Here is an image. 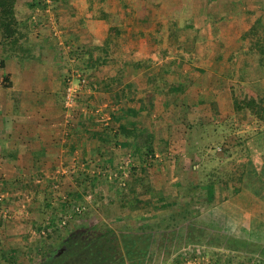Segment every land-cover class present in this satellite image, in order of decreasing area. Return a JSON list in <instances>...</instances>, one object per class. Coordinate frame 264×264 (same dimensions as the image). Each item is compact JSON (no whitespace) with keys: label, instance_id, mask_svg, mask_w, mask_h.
<instances>
[{"label":"rangeland","instance_id":"obj_1","mask_svg":"<svg viewBox=\"0 0 264 264\" xmlns=\"http://www.w3.org/2000/svg\"><path fill=\"white\" fill-rule=\"evenodd\" d=\"M52 1L36 0L38 4L36 3V6L31 9L28 4L35 0H18L16 9L19 13L18 17L22 19L30 17L31 20L42 22V26L46 24L45 29L49 28L53 31L54 39L58 37L57 43H62L59 47L61 51L65 50V41L60 38V31L66 30L69 35H73L75 44L81 43L76 40L80 36L78 31L73 32V24H77L75 23L77 18L84 17L89 21L88 27L80 25L79 32L88 34L86 38L90 42L93 40L97 42L106 39L109 27L107 21L97 20L99 11L117 13L116 22L122 26H126L123 20L125 13L135 11L137 15L130 20L132 34L130 37L123 34L113 44L109 67L114 69L117 65L121 68L123 64L130 67L131 63L146 64L149 60L152 68L149 69V67V71H142V76L151 72L158 76L152 86L158 84L159 89V84L162 85L159 80L161 70L167 67L168 61L175 58L174 53L177 51L183 55V59L175 58L177 62L171 69L173 72L164 78L167 77V81L171 79L180 81L186 86V92L185 96L181 97L182 100L174 99L175 102L170 108L172 116L167 120H170L172 124H169L166 129L163 128L162 122L152 126L155 136L153 135L151 152H155V157L149 158L150 153L142 144H140V147L141 145L143 147L141 158L138 154H133L130 148L128 153H123L122 147L117 146V138V142L111 140L116 142L114 145L110 144L111 150L113 149L111 154L104 156H109V162L101 160L102 157H95L103 166L98 170L101 175L92 169V164L89 163L91 159L85 160L80 153L73 152V155H68L64 159L61 157L62 164H56V167L48 172H38L15 166L10 163L11 159L8 155L0 151V187L2 188L0 192V264H44L48 263V257H45L47 253L49 257L57 260L60 257L58 253H62L61 248L65 247L64 242L72 231H75L74 237H84L88 232L90 233L92 226L99 230L108 227L115 231L119 240L122 241V237L126 236L122 233L130 232L131 227L144 221L130 216L129 206L124 205L125 201L130 200L133 195L143 200V218L151 220L157 215L160 218L159 221L166 220L172 211L180 210L181 203L189 201L183 184L187 183L193 188L203 180V174H201L203 172L198 174L193 171L202 161L195 149L215 146V143L220 140V133H226L227 127L239 125L240 115L233 116L231 108L229 81L235 82L245 76L249 87L264 94V71L259 69L253 57L244 55L243 51L249 44L240 42V36L249 29L252 21L264 14V0H70L73 3V16L70 15L69 7L63 9L64 6H61L62 10L58 12ZM251 3H256L258 6ZM122 4L128 7V11L122 8ZM247 13L250 15L248 16ZM142 14L145 15L144 21ZM45 17L46 22H43ZM173 17H181V22L190 18L194 21L195 32L199 38L196 40L189 38L186 50L177 49L179 43L169 36ZM88 28L91 32H88ZM32 29L33 27L21 28L26 41L33 39ZM154 29H159L161 40L159 48L151 51V36L148 33ZM142 31L143 35L140 36ZM184 36L182 34L181 37ZM163 49L168 57L160 60ZM4 56L6 57L0 51V58ZM60 57L63 68L66 69L63 80L65 84L70 71L77 67L70 64L68 54L61 52ZM129 70L133 72L134 68L130 67ZM86 72L95 77L98 76L93 74V70ZM0 79L3 80V77ZM142 79L144 81L145 78ZM156 96L157 99L162 98V95L158 93ZM242 122L246 123L247 120ZM250 129L252 128L247 125L241 126V131ZM1 141L0 139V143ZM140 141H142L141 138ZM219 151L217 148V152ZM128 154L133 165L143 166L141 167L144 168L143 173L140 168L131 170L124 166L125 155ZM141 159H146L147 162L143 165ZM82 164H84L83 167L80 166ZM88 166L89 170H87ZM116 172L120 178L127 176L125 187L118 186L117 181L110 182L102 177L103 173ZM46 176L52 179L49 180L51 182H43ZM28 181H30L29 184ZM143 184L150 185L148 192H145ZM45 185L46 188H44ZM74 193L77 194L76 197H72ZM195 199L191 204L193 208L191 210L199 207L198 203L203 197L199 194ZM160 201L172 203L173 206L152 211L150 202L157 204ZM77 206L84 208L80 214L73 212ZM250 211L246 216L251 214ZM202 213L199 216L202 220L209 221L211 217L214 221L217 219L215 214L211 216ZM256 213L254 216H257ZM47 215L53 218L52 221L57 226L56 235L52 234L53 227L46 226ZM219 218L218 226L222 230L235 234V237H247L244 230L239 228L243 218L233 220L230 217L228 223L223 216L220 215ZM127 236L124 238L129 241L132 237ZM151 237L158 238V232H152ZM157 243L158 240L149 247V258L144 264H176L178 261L180 264H204L210 260V255L202 256V251L210 254L214 251L215 254H220L215 248L193 245L181 248L180 256L170 253L172 249H169L166 254H157ZM40 244L42 246H39ZM14 250L17 251V258L13 259L10 255ZM168 252L172 254L170 258L167 257ZM239 260L245 264L248 263L246 259Z\"/></svg>","mask_w":264,"mask_h":264},{"label":"trees","instance_id":"obj_2","mask_svg":"<svg viewBox=\"0 0 264 264\" xmlns=\"http://www.w3.org/2000/svg\"><path fill=\"white\" fill-rule=\"evenodd\" d=\"M17 1L0 0V51L4 55L22 56L26 49L22 50V42L25 37L21 28L33 27L29 21L30 17L24 19L18 17ZM69 2L70 0H53L52 4L55 6L58 4L67 5ZM36 3L38 4L35 0V2L29 3L28 6L33 9ZM122 8L124 10L128 9L125 4H122ZM135 15H137L135 11L126 12L123 17L126 26H122L116 22L117 13L111 14L99 11L98 18L109 23L107 37L104 41H94L95 45L83 44L78 48V54L76 50L69 51V56L72 59L74 58V65L77 69L84 74L86 71L95 70L107 63L110 60L111 48L117 39H120L123 34L129 37L132 34L130 20L134 19ZM142 15L144 21L145 15ZM247 15L249 16L250 13H247ZM169 30V36L179 43L177 49L186 50V43L189 38L193 40L199 38L195 32L192 18L181 22V17H173ZM182 34L185 36L181 37ZM142 35L143 31L140 32V36ZM148 35L151 36L150 50L154 51L159 48L161 33L159 29H154ZM240 42L249 44L243 51L244 55L253 57L259 69L264 71V17L250 25L249 29L240 36ZM166 54L167 52L163 49V53L159 57L160 60L166 59L168 57ZM174 56L183 59V55L177 51ZM174 59L168 61L167 67L161 70L160 78L162 81L165 76L170 74V70L176 64L177 61ZM151 65L147 60L146 64L137 63L131 67L138 71L148 69ZM126 66L123 64L118 69L114 75V80H119L125 75L127 72ZM1 67H3L2 60L0 61ZM147 76V82L154 83L158 78V76L152 74ZM246 82L245 76L235 82L233 80L229 81L231 108L233 116L240 115L239 125L231 128L227 127L226 133H220V140L215 143V146L195 149L202 161L193 171L198 174L203 172L201 173L203 174V180L199 181L200 183L193 188L192 185L183 184V189L186 191L189 201L181 203L180 210L172 211L168 218L163 221H159L160 218L157 215L152 217L151 220L143 218V200L141 197L133 195L130 200L125 201L124 205L129 206L130 216L144 221L135 227H131L130 232L122 233V235L127 236L128 234L127 237H132L129 241L124 238L126 236H123L122 241H120L116 232L108 227L99 230L97 227L92 226L90 233L88 232L84 237H74L75 231H72L69 238L65 240V249L57 260L49 257L48 253L45 254V257H48V263L46 264H144L149 258V247L157 240V254H166L169 249H172L170 253L180 256L179 254L182 253L181 248L189 245L205 246L219 250L220 254L217 255L214 251L211 254L202 251V256L210 255V260L204 262V264H240L239 262L242 261L239 259L241 258L248 260L247 264H264V94L249 87ZM163 85H165L162 86L163 89L159 90V88L157 90L165 97L176 96L178 98L186 90V86L180 81L169 84L165 80ZM243 120H247V122L243 123ZM244 125L252 129L241 131V126ZM128 132L127 129L121 131L125 139L132 136ZM116 139L117 137L112 138V141L117 142ZM152 141L153 138L149 135L145 145L151 156L154 155L151 152ZM122 146L125 149L130 147L126 143ZM217 148H219V152H217ZM142 150L143 147H135L133 151L140 157ZM141 161L144 162L142 159ZM143 171L144 168H141V173ZM31 179L33 178L31 177ZM29 183L30 181H28ZM142 186H144L145 192L149 191L150 185L143 184ZM46 187L45 185L44 188ZM1 191L2 188L0 187ZM199 194L202 195L203 199L198 203L199 207L196 210H191V204ZM76 196V193L72 195V197ZM171 204L163 201L157 204L150 202L152 211L164 210L166 207L171 208L173 206ZM249 211L251 214L246 216ZM255 212H257V216H254ZM201 213L203 215L207 213L211 216L215 214L217 219L214 221V218L211 217L212 219L209 221L202 220L199 217ZM220 215L225 218L226 223H228L230 217L233 220L243 218V223L240 224L239 228L244 230L247 237H235V234L222 230L218 226ZM45 220L46 226L53 227L52 234L56 235L58 229L52 221L53 218L47 215ZM154 231L159 234L156 239L151 237ZM39 246H42V244ZM11 253L10 256L13 259L17 258V251L14 250ZM229 253L234 255L229 256ZM172 254L168 252L167 257L170 258ZM176 264H180V262L178 261ZM241 264L245 263L242 262Z\"/></svg>","mask_w":264,"mask_h":264},{"label":"crops","instance_id":"obj_3","mask_svg":"<svg viewBox=\"0 0 264 264\" xmlns=\"http://www.w3.org/2000/svg\"><path fill=\"white\" fill-rule=\"evenodd\" d=\"M251 5L258 6L256 3ZM61 6H64L63 9L69 7L70 15L73 16L71 1L67 5L58 4L55 9L60 12ZM263 17L264 14L258 16L252 23ZM29 21L33 25V39H23L22 50L26 49L24 54H7L0 58L3 61V67L0 68V77H3V80L0 79V151L8 155L10 163L19 168L48 172L56 164H62L61 157L64 159L75 152L82 154L85 160L91 159L88 161L98 173L103 166L95 157L110 161L109 156H104L110 155L113 150L110 144L114 145L116 142H111L112 138H118L117 146L122 147L123 153H128L130 148L135 154L134 148L140 147V144L146 145L149 135L154 142L152 126L155 123L162 122L165 129L172 124L167 120L172 116L170 108L174 99L182 100L186 90L178 98L165 97L157 90L158 84L152 86L153 82L146 81L147 75L153 73H145L143 77L142 71H149L148 69L131 72L129 69L132 63L130 67H125L127 72L119 80H114V75L120 67L116 65V68L111 69L110 60L93 70L97 77L91 73H82L87 79L86 86L77 95L74 107L66 109L63 99L66 69L63 68L60 54L62 52L69 55L72 50H76L78 54V48L83 44L95 45L94 40L90 42L86 38L88 34L79 32L80 25L87 26L89 21L79 17L75 21L77 24H73L72 31H78L80 36L76 40L81 43L75 44L73 35H69L66 30L60 31V38L65 41L63 51L57 43L58 37H53L54 32L49 28L45 29L46 24L42 26V22L34 19ZM43 22H46V17ZM87 30L91 32L90 28ZM71 59L70 64L75 66ZM142 78H145L144 81ZM159 80L162 83L159 84L161 90L165 86L164 81L168 79L166 77L163 81L161 78ZM168 82L171 84L178 81L171 79ZM157 93L162 98L157 99ZM123 129H127L132 136L125 139L121 133ZM124 143L130 147L125 149L122 146ZM148 156L155 157L150 154ZM146 162L145 159L142 164ZM80 166L83 167L84 164ZM132 166L131 170L143 167L140 164ZM89 169L88 166L87 170ZM50 179L46 176L43 182L49 183Z\"/></svg>","mask_w":264,"mask_h":264},{"label":"built area","instance_id":"obj_4","mask_svg":"<svg viewBox=\"0 0 264 264\" xmlns=\"http://www.w3.org/2000/svg\"><path fill=\"white\" fill-rule=\"evenodd\" d=\"M60 46L62 45V43H58ZM71 62H75L74 59H71ZM86 77L78 70V69H74L71 70L69 77L65 80V84H64V92H63V99H64V107L66 109H72L75 105V99L77 97V95L79 94V92H81L83 90V88L86 86ZM125 167H129V169H131L133 166L132 161L130 160V156L125 155V159L123 162ZM98 175H101L100 172L98 171L97 173ZM102 177L110 182L113 181H117L119 182L118 186L121 187H125L126 186V182L125 179L127 176H125V178H120L118 176V172L116 173H108L102 174ZM84 208L77 206L74 208V211L76 214H80L82 212Z\"/></svg>","mask_w":264,"mask_h":264},{"label":"flooded vegetation","instance_id":"obj_5","mask_svg":"<svg viewBox=\"0 0 264 264\" xmlns=\"http://www.w3.org/2000/svg\"><path fill=\"white\" fill-rule=\"evenodd\" d=\"M64 249H65V247H62V248H61V250H64ZM61 252H63V251H61ZM59 253H60V252H59ZM59 253H58V256H60V254H61V253H60V254H59ZM45 262H46V261H45ZM59 262H60V261H59ZM44 264H46V263H44Z\"/></svg>","mask_w":264,"mask_h":264}]
</instances>
